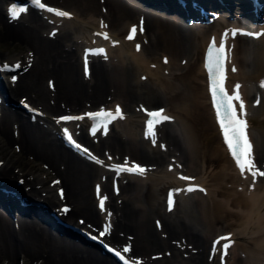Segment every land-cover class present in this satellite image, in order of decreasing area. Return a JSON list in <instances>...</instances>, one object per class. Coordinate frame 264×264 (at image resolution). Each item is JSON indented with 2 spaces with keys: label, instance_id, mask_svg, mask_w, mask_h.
I'll list each match as a JSON object with an SVG mask.
<instances>
[{
  "label": "bare ground",
  "instance_id": "6f19581e",
  "mask_svg": "<svg viewBox=\"0 0 264 264\" xmlns=\"http://www.w3.org/2000/svg\"><path fill=\"white\" fill-rule=\"evenodd\" d=\"M210 1L215 7L222 5ZM41 2L53 4L70 17H58L34 5L37 12L19 21L30 10L12 19L9 3L5 9L0 0L1 39L17 48L0 55L4 75H8L5 93L0 89V94L9 100L19 93L16 95L32 106L11 110L0 103V262L6 258L12 264L16 255L23 254L38 264H121L98 243H93L97 251L79 244L67 227L61 229L70 236L54 231L50 217L46 220L42 212L47 207L89 231L110 223V233L100 239L137 264H264V178H257L252 187L251 175L241 176L217 123L205 65L209 42L215 38L219 46L228 33L226 88L231 94L240 85L253 157L257 148L261 151V158L254 161L264 170V88L260 87L264 82V35L245 34L264 33V3L259 10L262 19L256 23L230 9L229 2L221 11L212 8L218 15L210 23H189L184 16L187 11L194 13V8L181 10L170 0ZM234 3L248 5L246 0ZM141 24L143 32L139 31ZM134 25L138 32L129 41L126 36ZM233 30L238 32L234 38ZM96 33H107L110 39ZM93 47L104 48L107 59L90 56L86 75L85 50ZM198 54L201 61L196 77L202 91L188 93L192 77L186 70ZM17 64L21 67L16 68ZM107 101L113 103L101 106ZM159 104L165 106H152ZM117 106L124 118L113 122L107 135L101 131L99 137H93L92 122L87 118L73 122L75 133L66 126L68 122L57 123L64 115H83L94 109L114 111ZM199 107L207 108L219 128L222 137L216 147L208 148L194 119ZM159 109L172 119L157 127L153 144L145 137V110ZM172 121L176 133L162 129ZM116 122L119 125L114 128ZM63 127L104 163L96 164L67 145ZM125 159L148 171L143 176H117L110 166ZM51 173L58 177V185L53 186ZM180 176L193 179L185 181ZM189 184L205 191L181 190L170 211L169 192ZM60 186L63 199L57 191ZM105 196V210L101 211L99 199ZM21 199L39 200L44 206L23 205ZM64 204H70L68 214L60 211ZM19 209H28L30 214L16 221L11 211L16 215ZM229 235L232 244L227 255H223L225 241L213 253L214 242ZM125 246H130L127 254L133 259L123 253Z\"/></svg>",
  "mask_w": 264,
  "mask_h": 264
},
{
  "label": "snow or ice",
  "instance_id": "6c2138e0",
  "mask_svg": "<svg viewBox=\"0 0 264 264\" xmlns=\"http://www.w3.org/2000/svg\"><path fill=\"white\" fill-rule=\"evenodd\" d=\"M32 3L40 9H46L49 13H54L58 17H70V13L66 11L57 10L52 7L46 6L45 3H42L41 0H32ZM24 8H17L15 6L10 8V16L12 19H17L22 12H24ZM104 25H102L103 27ZM140 32H143L142 24L139 28ZM138 32L137 26H132L126 39L132 41L135 39ZM238 32L233 30L231 35L234 38ZM249 36H260L261 34H253V33H245ZM97 36H102L103 39L109 40L110 37L107 33H96ZM228 37V33L223 34V38L221 39L219 46H217L215 38H213L212 42L209 45L206 55V69L208 72L209 78V92L211 96L212 106L215 110L217 123L220 127L221 133L223 135L224 143L226 144L232 158L234 159L236 166L238 167L241 176H244L245 173L250 174L252 177V187H255L257 178H264V170L257 167V164L254 161L253 157V149L252 144L248 137V122L246 120V105L242 99L240 94V85L237 84L233 88L231 94L226 88V79H227V62H228V54L226 51V40ZM114 44L118 42H113ZM137 51L140 50V44L136 45ZM90 56H102L104 59H107L106 50L104 48L99 49H86L84 56V65H85V74L87 75L89 72V57ZM165 63H167V59L165 58ZM19 64L16 65V68H20ZM232 71H236L233 67ZM15 80V77H13ZM261 88H264V82L260 84ZM260 101L258 100L257 103ZM27 108L28 105L25 104ZM146 111L148 119L146 121V130L145 137L150 138L153 144L157 142V127L163 124L164 122L170 121L172 118L164 113L163 109L154 110V111ZM90 120L91 135L96 136L98 132H103L104 135L108 134L109 126L113 124L118 119H123V112L119 106L115 108L114 111L101 109L96 112H88L83 115H64L58 118L57 123H66V122H74V121H83L85 119ZM63 137L67 143H69L73 148L77 151L83 152L88 158L94 161L96 164H103L104 161L97 159L94 155H92L87 148L81 146L74 138L72 133L69 131L67 127L62 128ZM163 147V145H161ZM109 160L112 157H108ZM112 171L119 176L122 173L136 174V175H145L148 169L140 164L133 162L129 165L127 159L124 160L123 163L115 164L110 166ZM171 170V168H170ZM180 179L185 181H191L193 178L187 176H180ZM60 181H54L53 186L58 185ZM181 190L186 192L193 191H205V189L200 188L199 186H193L189 184L184 189H174L169 192L167 198L168 208L171 211L174 205V196L178 194ZM118 191V188H117ZM97 193H100V187L97 185ZM59 196L61 199L64 198V190L61 188L59 192ZM107 197H102L99 199V208L101 211L105 210V202ZM63 214H68L70 212L69 207L64 206L60 210ZM108 216H111V213H108ZM84 221H81L83 224ZM159 226V222H158ZM111 224H106L103 227V230L99 232V238H103L110 233ZM93 240L98 239L97 236L90 237ZM221 241H225L223 243V255H227L228 249L230 248L232 241L229 236H221L219 237L213 245V253L217 251L216 245L220 244ZM107 247V246H106ZM110 252H113L123 264H129V261L125 259V256L120 252L116 251L112 248H108ZM131 251L130 246H125L123 248V253H129Z\"/></svg>",
  "mask_w": 264,
  "mask_h": 264
},
{
  "label": "rangeland",
  "instance_id": "374dc122",
  "mask_svg": "<svg viewBox=\"0 0 264 264\" xmlns=\"http://www.w3.org/2000/svg\"><path fill=\"white\" fill-rule=\"evenodd\" d=\"M4 1V7H5V9H6V5H7V3H9L10 1H12V0H3ZM45 1H47V3H52L51 1H54V0H45ZM52 5V4H51ZM232 9L235 11L236 10V13H237V10H238V6L237 5H235V4H233L232 6ZM34 9V7H29L27 10H30V12H28V13H26L25 15H23V16H21V18L19 19V21H21V20H23L25 17H27V15H31V14H34L35 12H37V10H33ZM186 22V21H185ZM1 37H2V34H1V27H0V55L1 54H4L6 51L7 52H13L14 50H16L17 48L15 47L14 48V46L13 45H7L6 44V42H4L2 39H1ZM10 48V49H9ZM13 48V49H12ZM200 54H202V53H200ZM198 57H200V58H198ZM96 58H98V57H93L92 58V60L93 59H96ZM99 58H101V57H99ZM197 60H196V62L195 63H192V65H190L189 66V68L186 70L187 72H188V74L192 77V78H190L191 79V81H192V83H190V86H189V88H187V90L186 91H188V93L189 92H191L192 91V89L193 90H195L196 92H198V91H200L201 90V84H200V81L198 80V78L196 77V71H197V64L201 61V55H197ZM98 60V59H97ZM105 61H109V60H105ZM6 75V74H5ZM5 75H4V79H6V77L8 76V75H6V77H5ZM196 77V78H195ZM8 85H9V83H8ZM202 91V90H201ZM1 93V92H0ZM19 96V93H15L14 95H13V97H11L9 100H7V101H10V102H6V101H4L3 99H2V102L0 101V103H2V105L4 106V108H9V109H11V110H16V109H19V107L18 106H15V105H12L13 103H15L16 101H18V100H20V99H23V98H21V97H18L17 95ZM15 96H17V97H15ZM1 98V97H0ZM15 100H14V99ZM251 98H252V100L253 101H251V103L252 102H254V97L253 96H251ZM27 103V102H26ZM111 103H113V101H107V102H105V103H102V105L101 106H103V104H105V105H110ZM27 104H29V103H27ZM100 104V103H99ZM98 103L97 104H95L94 105V107H98V105H99ZM209 104H210V102H209ZM29 106H31V104H29ZM100 106V107H101ZM152 106H154V108H157V107H163V106H165V105H152ZM32 107V106H31ZM196 117V118H195ZM194 119H195V121H196V123H197V125H198V127H199V129H200V131H201V133H202V136H204L205 137V140H206V143L208 144V148H212V147H216V145L218 144V142L221 140V133L220 132H217V129H219V128H217L216 129V125H215V123L213 124L212 122V120L210 119V115H209V113H208V110H207V108H203V107H199V109L197 110V113L194 115ZM74 122H76V121H74ZM119 122V121H118ZM118 122H116L115 123V125H114V128L116 127L117 128V126L120 124V122H119V124H118ZM71 125H73V122H68V124L66 125L68 128H70V129H72V131H73V133H75V130L73 129V127L71 126ZM205 127H204V126ZM119 128V127H118ZM163 130H170V131H174L175 133L177 132L175 129V123H174V121H172V123H169V124H166L165 126H164V128H162ZM109 130H110V126H109ZM254 131H256V130H254ZM179 132V131H178ZM112 132L110 131V134H111ZM99 135H100V133H98L96 136H93V137H99ZM258 135H259V133H258ZM180 137V136H179ZM258 140H259V136H258ZM182 141H183V139H182ZM76 152V151H75ZM78 153V152H77ZM259 158H261V151L259 150V148H257L256 149V151L254 152V159H256V160H259ZM214 161H218V159H213ZM55 173H51V175L53 176ZM55 178H58V177H55V175H54V180H55ZM13 180H14V178H13ZM98 202V198H95V203H97ZM22 218H25V216L23 215V214H21V213H17L15 216H14V219H16V221L18 220V221H20ZM67 222H70V221H67ZM70 223H73V222H70ZM100 227V225H97V226H95V228H94V231H89L88 229H86L85 227H81V228H84V229H86L87 231H89V232H91V233H93V234H98V231H97V229ZM52 229H54V231H57V233H59V234H62V235H65V234H67V233H64V231H62V229H59V228H52ZM71 232H72V230H70ZM96 231V232H95ZM71 232H69V234L70 235H72L71 237H74L73 239H75V238H77V237H75V236H78V235H76V233H71ZM75 234V235H74ZM70 235H68L67 234V236H70ZM78 239V238H77ZM76 240V239H75ZM79 240V239H78ZM78 240H76V241H78ZM79 242V244H81V245H83V246H86V247H89V248H91V249H93V250H98V248H96L94 245H89V244H86V243H83L81 240L80 241H78ZM113 247V246H112ZM114 248V247H113ZM114 249H116V248H114ZM126 255H128L127 253H126ZM17 256V257H16ZM15 256V258H14V262L12 263V264H38V262H36V259H31V258H28L27 256H25V255H23V254H19V255H16ZM128 257H131L130 255H128ZM131 259H133L132 257H131ZM7 260L8 259H6V258H2V260H1V262H0V264H8L7 263ZM32 260V261H31ZM38 261H40V259H38ZM40 264H43L42 262L40 263Z\"/></svg>",
  "mask_w": 264,
  "mask_h": 264
}]
</instances>
